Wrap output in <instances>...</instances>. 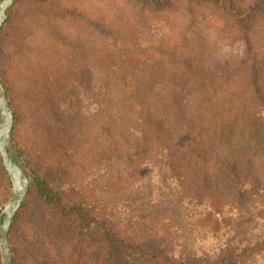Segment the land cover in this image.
Returning a JSON list of instances; mask_svg holds the SVG:
<instances>
[{"label": "trees", "instance_id": "16d2710c", "mask_svg": "<svg viewBox=\"0 0 264 264\" xmlns=\"http://www.w3.org/2000/svg\"><path fill=\"white\" fill-rule=\"evenodd\" d=\"M134 1L158 8L167 3ZM184 1L216 4L241 25L246 55L217 64L224 89L216 87L219 78L195 66L176 78L175 87L169 83L176 79L162 81L149 73L138 76L129 93L121 73L106 78L97 73L94 97H88L89 74L85 86L76 83L75 91L61 96L60 106L77 120L89 106L105 112L109 182L104 192L68 193L44 175V167L25 158L31 186L9 233L13 264H28L19 259L12 236L30 200L48 209L55 235L66 246L61 257L69 256L62 264H247L251 245L264 234V73L258 68L264 52L254 38L263 29L248 26L264 18V0L245 11L233 0ZM15 9L0 34L11 27ZM127 65L123 68L131 72ZM32 74H22L25 89L33 87ZM0 82L15 110L12 141L25 156L26 148L16 142L18 110L1 61ZM158 82L165 87L155 92ZM88 100L90 105H79ZM0 163L10 189L1 157ZM25 251L29 259H38L31 239Z\"/></svg>", "mask_w": 264, "mask_h": 264}, {"label": "rangeland", "instance_id": "374dc122", "mask_svg": "<svg viewBox=\"0 0 264 264\" xmlns=\"http://www.w3.org/2000/svg\"><path fill=\"white\" fill-rule=\"evenodd\" d=\"M233 1L245 11L258 0ZM17 2L11 7L16 6L11 27L0 34V61L18 110L16 142L27 152L21 156L13 141V157L26 172L30 167L25 158H30L33 166L44 167V175L68 193L104 192L110 179L105 112L97 114L89 106L77 120L64 105L60 106L61 96L75 91L76 83L85 86L89 74L92 81L88 97H94L97 73L104 78L121 73L125 76L124 89L132 93L138 76L154 73L162 81H173L195 66L219 78L216 87L223 88L218 62L234 61L247 53L241 25L230 11L211 2L167 0L163 8L134 0ZM258 19L248 26L263 29L254 38L264 52V18ZM127 61L131 72L123 68ZM116 66L122 68L117 70ZM258 68L264 73V57ZM23 72H33L30 89H25ZM178 81L169 84L175 87ZM164 87L158 82L154 91ZM23 90L25 93L18 96ZM88 104L90 100L79 105ZM2 179L0 176V212L13 197L12 183L8 189ZM30 239L39 251L36 261L29 259L25 251ZM262 240L264 234L251 245L254 251L249 252L247 264H264ZM12 245L19 259L28 264H62L69 257H61L66 246L57 239L48 209L38 200H30L23 209ZM1 252L0 247V264H4Z\"/></svg>", "mask_w": 264, "mask_h": 264}, {"label": "water", "instance_id": "95a60500", "mask_svg": "<svg viewBox=\"0 0 264 264\" xmlns=\"http://www.w3.org/2000/svg\"><path fill=\"white\" fill-rule=\"evenodd\" d=\"M16 0H2L0 3V29L8 18V12ZM0 156L3 165L9 174L13 197L0 212V246L3 254L4 264H13V251L11 248L9 233L13 220L22 204L26 200L31 182L25 168L14 159V146L12 141V130L14 127V113L6 95V90L0 82Z\"/></svg>", "mask_w": 264, "mask_h": 264}]
</instances>
